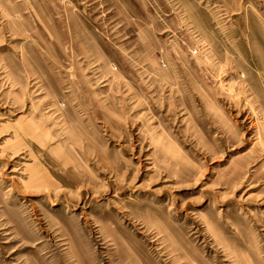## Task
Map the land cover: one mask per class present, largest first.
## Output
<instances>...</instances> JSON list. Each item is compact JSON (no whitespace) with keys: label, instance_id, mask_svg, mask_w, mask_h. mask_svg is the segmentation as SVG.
Masks as SVG:
<instances>
[{"label":"rangeland","instance_id":"obj_1","mask_svg":"<svg viewBox=\"0 0 264 264\" xmlns=\"http://www.w3.org/2000/svg\"><path fill=\"white\" fill-rule=\"evenodd\" d=\"M0 264H264V0H0Z\"/></svg>","mask_w":264,"mask_h":264}]
</instances>
